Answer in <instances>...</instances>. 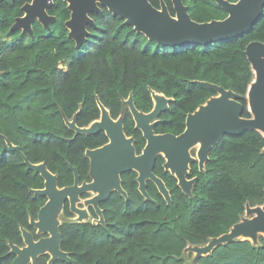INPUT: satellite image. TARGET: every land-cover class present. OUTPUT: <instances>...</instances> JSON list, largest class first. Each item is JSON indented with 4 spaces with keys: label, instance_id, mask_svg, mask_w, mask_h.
I'll list each match as a JSON object with an SVG mask.
<instances>
[{
    "label": "trees",
    "instance_id": "16d2710c",
    "mask_svg": "<svg viewBox=\"0 0 264 264\" xmlns=\"http://www.w3.org/2000/svg\"><path fill=\"white\" fill-rule=\"evenodd\" d=\"M236 2L237 0H228ZM160 9L170 0H149ZM196 22L221 20L227 13L214 0H182ZM58 0L57 20L50 30L35 24L32 35L10 30L12 16L0 0V264H13L10 245L23 247L22 230L36 238L35 221L46 197L33 193L44 186L42 177L28 169L18 146L32 164L44 162L57 175V184H71L75 167L86 179L84 149L100 144L97 136L70 130L65 120L85 127L99 118V101L115 118L122 114L124 131L133 135L135 149L144 141L122 102L132 94L141 112L152 108L151 91L171 98L154 127L155 133L178 134L188 113L217 93L204 82L233 91L243 106L241 117L250 118L247 91L255 74L246 58L251 41L264 43V8L245 34L207 45L163 46L136 32L124 19L106 8L92 14L89 36L79 49L68 37L64 21L69 12ZM155 173L170 193V204L154 190L146 200L140 193L127 199L114 193L101 202L103 223L64 221L59 226L60 250L77 264H264V238L255 242L234 240L190 261L185 250L203 246L240 222L246 207L264 204V134L247 130L224 135L209 152L190 194L161 168ZM64 213L70 215L67 205ZM95 216V215H94ZM40 255L35 264H47ZM53 264H72L59 260Z\"/></svg>",
    "mask_w": 264,
    "mask_h": 264
},
{
    "label": "water",
    "instance_id": "95a60500",
    "mask_svg": "<svg viewBox=\"0 0 264 264\" xmlns=\"http://www.w3.org/2000/svg\"><path fill=\"white\" fill-rule=\"evenodd\" d=\"M68 3L71 11L70 18L65 22L68 28V36L74 41L75 48L79 49L89 36L87 25H93L94 21L87 15L88 12H99L94 0H64ZM105 8L139 33H142L150 41L176 47L185 44H201L229 40L247 33L257 22L264 8V0H214L227 16L221 20H210L208 22H196L191 19L187 7L182 0H170L175 15L172 16L165 4L160 9L155 8L149 0H98ZM49 0H33L31 4L23 7L26 15L17 18L11 26L12 30L21 29L23 34L32 35L31 22L38 16V21L49 28L53 17L48 16L44 8L49 7ZM246 58L255 74V81L251 83L247 91L250 118L241 117L243 106L236 100L237 95L221 86L206 83L207 87L217 93L215 97L208 99L194 112L188 113L185 118V128L179 135L170 133L154 134V120L166 109H168L171 98L156 96L157 92L151 91L152 100L155 98L157 104L153 105L148 113L139 112L133 104L131 95L127 101L129 111L135 121L136 127L142 132L146 145L140 155H134L130 141L126 139L121 126L117 125L108 117L105 107L97 101L101 110V122L96 121L87 127H78L75 120H65L68 128L76 133L94 134L99 130H105L110 143L102 148L87 151L91 156V172L94 181L78 185V174L73 169L74 184L72 186L58 188L56 176L46 167L44 162L39 164L30 163L18 146L7 142L12 150H16L23 158L28 169L38 173L44 186L41 189L32 190L33 193L46 197L45 204L39 209L35 221L31 225L40 234L47 237L34 240L33 235L22 230L23 247L10 245V253L15 255L13 264H35L37 258L46 253L50 256L47 264H53L57 259L77 264L66 252L60 250L61 233L60 224L55 220V213L61 210L63 201L69 197L71 210L79 215L77 221L85 218V213L75 207L78 194L93 189L98 195L91 199L99 217V224L103 223L102 210L98 203L104 201L114 188L125 199L127 194L119 184V174L136 169L139 171L138 182L141 194L146 200L150 197L144 189L146 178L152 180L159 193L167 204H170V195L160 178L152 173L155 157L162 152L166 160L167 168L174 174L178 186L190 194L191 180L185 175L188 164L193 161L189 155L191 148L198 140L202 141L199 150L198 164L203 170L208 161L211 148L216 145L224 135H240L247 130H257L264 134V43L251 41L245 47ZM256 72V73H255ZM160 94V93H158ZM154 101V100H153ZM102 162H108L107 167H102ZM246 213L253 215L250 219H242L234 224L231 229L218 237L211 238L203 246H193L196 257L206 256L218 245L240 239L247 235L251 242L257 240L259 233L264 231V210L259 207H246Z\"/></svg>",
    "mask_w": 264,
    "mask_h": 264
},
{
    "label": "flooded vegetation",
    "instance_id": "af4514ba",
    "mask_svg": "<svg viewBox=\"0 0 264 264\" xmlns=\"http://www.w3.org/2000/svg\"><path fill=\"white\" fill-rule=\"evenodd\" d=\"M32 1H33V0H6L7 11L10 13V15L12 16V19H13V23H12V25L15 23V21H16L17 18H23V17L26 15V12L23 10V7H24L25 5H27V4H31ZM60 1L63 2V3L65 4L64 8H65V10H67V11L69 12V17H68V19H69V18H70L71 11L68 10V8H67L68 3H67L66 1H64V0H60ZM49 2L51 3V5H50L49 7L44 8L45 13H46L48 16H51V17L54 18L53 21H51V22L49 23V28H48V29H45L44 26L38 21V16L36 15L35 18L33 19V21H32L31 24H30L31 29L33 28V26H34L35 24H38V25H40L43 29L49 31L51 25L54 24V23L56 22V20H57V16H56L54 13H51V12H54V11H55V8H56V6H57V2H58V0H49ZM94 3H95V5L99 8L100 11H99V12H88V13H87V15H88L92 20H93V18L91 17L92 14L101 13L102 8H103V7L105 8V6H103L98 0H94ZM68 19H67V20H68ZM67 20L64 21V26H65V22H66ZM93 21H94V20H93ZM12 25H11V26H12ZM87 26H88V25H87ZM65 28L68 30V28H67L66 26H65ZM86 29H87V27H86ZM10 30H12L11 27H10ZM16 30H19L20 33L23 34L21 29H16ZM68 31H69V30H68ZM67 34H68V33H67ZM68 37H69V36H68ZM70 39H71V38H70ZM130 95H131V98H132V101H133L132 94H129V96H130ZM157 95L161 96V94L156 93V94H155V97H156ZM129 96H128L127 98H125V99H122V102L126 105V107H127V109H128V112L130 113V111H129V106H128V103H127L128 99H129ZM151 98H152V97H151ZM153 100H154V101H153ZM153 100H152V103H153V104H152V107H153L154 103H155V105L157 104L156 101H155L156 99L153 98ZM133 104H134V102H133ZM134 106H135V105H134ZM98 108H99V107H98ZM168 108H169V106H168ZM105 109L107 110L108 117H109L111 120H113V122H114L115 124L121 126V129H122L123 134L125 135L126 139H128V140L130 141V146H131V149L133 150L134 155H140L141 152H142V150H143V148H144L145 145H146V140L144 139V137H143V135H142V132L136 127L135 121H134V119H133L131 113H130V116H131V119H132L133 124H134V129L140 131V133H141V137H142V139H143V141H144V143H143V145H142V147H141V149H140L139 152H137V150L135 149V142H134V137H133V135H131V134H130V135H127V134L125 133V131H124V117H123V115H122V114H119V115H117L115 118H113V117H111L109 110H108L107 108H105ZM151 109H152V108H151ZM137 110H138V109H137ZM166 110H167V109H166ZM166 110H165V111H166ZM138 111H139V110H138ZM165 111H163V112H165ZM99 112H100V113H99V118H97L96 120L91 121L87 126L92 125V124H93L94 122H96V121H100V122H101V110H100V108H99ZM139 112H141V111H139ZM163 112H162V113H163ZM141 113H148V112H141ZM162 113H161V114H162ZM161 114H160V115H161ZM160 115L154 120V125H153V129H152L154 134H163V133H155V131H154V127H155V125H156L157 123H159V121H160V119H159ZM185 118H186V117H185ZM69 121H71V120H69ZM75 124H76V123H75ZM87 126H85V127H87ZM184 128H185V120H184ZM184 128H183V130H184ZM69 129H70V128H69ZM70 130H72V131L74 132V134H75L74 137H75L76 135H78V134H84V133H76V131L73 130V129H70ZM183 130H182V131H183ZM182 131H181L180 133H182ZM165 133H168V132H165ZM180 133H178V134H176V135H179ZM170 134H172V133H170ZM84 135H87V136H97V135H99V136H97V139H98V141H99V138H100V140H101V141H99L100 144L94 145L93 147H87V148L84 149L83 156H84V158L86 159V162H87L86 179L81 180V179H80V176H79V173H78V171H77V169H76L75 167L70 166V169H71V171H72V181H71V184H68V185H65V186H62V187L58 186V184H57V187H58V188L68 187V186H72V185L74 184V173H73V169H72V168H74V169L77 171V174H78V185H82V184H84V183L88 184V183H91V182L94 181V177H93L92 172H91V165H92V164H91V156H89V155L87 154V151H88V150H89V151H92V150H95V149H98V148H102V147L108 145V144L110 143V139H109V137H108V135H107V132H106L105 130H99L98 132H96V133H94V134H84ZM173 135H175V134H173ZM200 148H201V147L199 146L198 142H196V143H195L191 148H189V150H188V151H189V155H190V157L193 159V161L190 162V163L188 164V170H187V173H186V175H185V178H186L187 180H191L190 192H191V190H192V187H193L194 181H195V179H196V176L189 177V174H190V172H191V168H192V166H193V165H196L197 170H198L199 172H202V170H200V167H199V164H198V155H199V150H200ZM159 157H161V158L163 159V162H161V168L163 169V171H164V172H168L171 176H173V177L175 178V180H176V186H177L179 189H181V188L178 186V181H177L176 177H175L174 174H173V173L167 168V166H166V160H165V157H164V155L162 154V152H158L157 155H156V157H155L154 165H153V168H152V170H151L152 173H153L155 176H157L158 178H160V179L162 180V182L164 183L163 179H162L161 177H159L158 175H156V173H155V168H156L157 160H158ZM208 159H209V154H208ZM108 164H109L108 162H102L101 166L105 168V167L108 166ZM204 166H205V165H204ZM203 169H204V167H203ZM54 175H55V174H54ZM55 176H56V183H57V175H55ZM138 176H139V171L136 170V169L127 170V171H124V172H122V173L119 174V184H120L121 188L123 189V191L127 194V197H128V195H129L130 191H131V193H134V192L136 191V192H138V193L141 194L140 189H139ZM164 185H165V183H164ZM165 187H166V185H165ZM144 189H145V192L147 193V195L149 196V193H153L154 190L157 189V187H156V185L152 182L151 179L146 178L145 181H144ZM166 189H167V187H166ZM167 190H168V189H167ZM157 191H158V189H157ZM181 191H182L183 193H185L182 189H181ZM158 192H159V191H158ZM168 192H169V190H168ZM114 193H117V194H119L120 196H122L119 192H117L114 188H112L111 191L109 192L108 197H109L110 195L114 194ZM185 194H186V193H185ZM97 195H98V192H97V191H94L93 189H90V190H88V191H85V192H82V193H79V194H78V196H77L78 199H77V201H75V207L78 208L79 210H81V211H83V212L85 213V215H86L85 218H89V216H92V218L98 217V215L96 214V211H95L94 206L90 203L91 199H93V198H94L95 196H97ZM141 195H142V194H141ZM169 195H170V193H169ZM142 196H143V195H142ZM122 197H123V196H122ZM143 197H144V196H143ZM149 197H150V196H149ZM123 198H124V197H123ZM144 198H145V197H144ZM150 199H151V198H150ZM150 199H149V200H150ZM79 204H83L84 207H83V208H80V207L78 206ZM100 204H101V202L98 203V207H99L100 210H102ZM66 205H67V207H68V211H69L70 215H66V214L64 213V207H65ZM61 212H62V213L64 214V216L67 217V218H68V217H71L72 214H76V215H77L76 218H75L76 220H77L78 217H79V215H78L77 213H75L74 211L71 210L69 197H67V198L63 201V204H62V207H61ZM94 215H95V216H94ZM98 220H99V217H98ZM75 222L80 223L81 221H80V222H79V221H75ZM92 224H94V223H92ZM95 224L97 225V224H99V222L96 221ZM35 233H36V235L38 234L36 229H35ZM39 234H40V233H39ZM44 235H46L45 237H47V234H44ZM34 240H35V239H34ZM38 240H39V239H38ZM35 241H37V240H35Z\"/></svg>",
    "mask_w": 264,
    "mask_h": 264
},
{
    "label": "rangeland",
    "instance_id": "374dc122",
    "mask_svg": "<svg viewBox=\"0 0 264 264\" xmlns=\"http://www.w3.org/2000/svg\"><path fill=\"white\" fill-rule=\"evenodd\" d=\"M45 28V27H44ZM45 29H47V28H45ZM253 81H255V78H254V80ZM248 108H249V105H248ZM80 208H83L84 207V205L83 204H79L78 205ZM256 207H259V208H261L262 210H264V204L263 205H260V206H256ZM76 214H72V216L71 217H65L64 216V214L61 212V210H59V211H57L56 213H55V215H54V217H55V220L59 223V224H61V223H63L64 221H77L75 218H76ZM253 215H249V214H247L246 213V211L244 212V214H243V217H242V219H250L251 217H252ZM241 219V220H242ZM96 221L98 222V217H95V218H92V216H89V218H84L83 220H81V222H89V223H96ZM38 233V232H37ZM46 235H44V234H37V236H36V238H34L35 240H38V239H41V238H44ZM258 236H261V237H263L264 238V235L262 234V233H259V235ZM258 236H257V239H258ZM240 240H248V241H250V238H248V239H241L240 238ZM193 247V246H192ZM194 248H188L187 250H185V254H184V259L185 260H187V261H190V260H192V259H194L195 257H196V253L194 252V250H193Z\"/></svg>",
    "mask_w": 264,
    "mask_h": 264
},
{
    "label": "bare ground",
    "instance_id": "6f19581e",
    "mask_svg": "<svg viewBox=\"0 0 264 264\" xmlns=\"http://www.w3.org/2000/svg\"><path fill=\"white\" fill-rule=\"evenodd\" d=\"M255 73H256V72H255ZM157 96H158V97H161V96H159V95H157ZM155 101H156V103H157V100H155ZM197 142H198L199 146L202 147V141H201V140H198ZM261 233L264 235V231H262ZM242 238H243V239H248L249 237H248L247 235H242V236H241V239H242Z\"/></svg>",
    "mask_w": 264,
    "mask_h": 264
}]
</instances>
